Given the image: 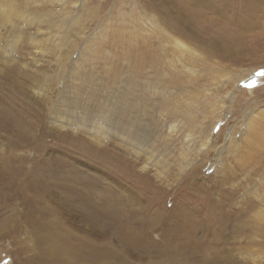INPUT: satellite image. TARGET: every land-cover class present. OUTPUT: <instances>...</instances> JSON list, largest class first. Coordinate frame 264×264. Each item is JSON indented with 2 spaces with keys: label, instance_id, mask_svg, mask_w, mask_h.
Wrapping results in <instances>:
<instances>
[{
  "label": "rangeland",
  "instance_id": "1",
  "mask_svg": "<svg viewBox=\"0 0 264 264\" xmlns=\"http://www.w3.org/2000/svg\"><path fill=\"white\" fill-rule=\"evenodd\" d=\"M6 1L0 264H264V138L224 147L264 113V0Z\"/></svg>",
  "mask_w": 264,
  "mask_h": 264
},
{
  "label": "bare ground",
  "instance_id": "2",
  "mask_svg": "<svg viewBox=\"0 0 264 264\" xmlns=\"http://www.w3.org/2000/svg\"><path fill=\"white\" fill-rule=\"evenodd\" d=\"M84 2V1H83ZM6 12L7 14L9 15L11 12H12V6H11V3L10 1H6ZM95 18V17H94ZM96 19V18H95ZM156 19V18H154ZM164 20V19H163ZM95 21V20H94ZM153 23V22H152ZM154 25V23H153ZM156 26V25H155ZM162 28V27H161ZM119 30V29H118ZM157 30V29H155ZM160 30V28H159ZM155 32V31H154ZM152 31V33H154ZM118 33V32H117ZM163 33V32H162ZM144 34V33H143ZM145 35V34H144ZM147 35V33H146ZM153 35V34H152ZM117 36V35H116ZM121 36V35H120ZM155 36V35H154ZM144 37V36H143ZM163 37V36H162ZM132 38V37H131ZM134 39V38H133ZM148 39V37H147ZM157 39V38H156ZM164 39L167 41V43H169V45H171V43L173 42V37L168 34V33H164ZM130 40V38H129ZM155 40V39H154ZM176 40V39H174ZM136 41V40H135ZM139 41V40H138ZM137 41V42H138ZM158 41V40H156ZM142 42H144L143 45H146L145 43H147L146 40L142 39ZM160 42V41H158ZM179 42L180 41H177L176 40V44H178L179 46ZM132 43V42H130ZM165 43V42H164ZM127 44V43H126ZM136 44V43H135ZM11 45V43H8V47ZM149 45V44H148ZM161 45V44H160ZM7 46V45H6ZM5 46V47H6ZM120 46V45H119ZM166 46V45H165ZM138 47V45H137ZM158 47V46H157ZM139 48V47H138ZM156 48V47H155ZM145 50V49H144ZM164 50V49H162ZM13 51V50H12ZM161 51V50H160ZM6 52V55L4 56V58L6 59L7 62H10L11 60V56H9V50H5ZM152 53V52H151ZM150 53V54H151ZM162 53V52H161ZM136 54V53H135ZM148 55V54H147ZM155 55V54H154ZM142 56H144V54H142ZM152 56V55H151ZM155 57V56H154ZM159 57V56H158ZM161 58V57H160ZM157 60V58H156ZM12 61V60H11ZM131 61V60H130ZM150 62V61H149ZM158 62V61H156ZM160 62V61H159ZM134 63V62H133ZM141 65V64H140ZM160 65V64H158ZM148 66V65H147ZM143 67V66H141ZM147 70V69H146ZM142 71V70H141ZM148 71V70H147ZM252 74V73H251ZM121 75V74H120ZM156 75V74H155ZM250 74H248L247 76H245L246 78H248ZM126 76V75H125ZM244 77V78H245ZM153 78V77H152ZM244 78L240 79L239 82L241 80H243ZM171 80V79H170ZM170 80L168 81V79H166L165 83H170ZM149 82V81H148ZM173 82V81H172ZM171 82V83H172ZM152 84H155V85H151ZM150 85L148 87L150 88H156V83L155 81H151ZM140 86V85H139ZM159 86V85H158ZM166 86V85H165ZM169 86V85H168ZM136 87V86H135ZM238 87L241 88L238 84ZM132 88V87H131ZM162 88V87H161ZM136 90V89H135ZM129 91V89L127 90ZM134 91V90H133ZM139 92V91H138ZM164 93V92H163ZM140 103V102H139ZM138 102H134V101H128L126 98H123V102H122V109L120 110L121 111V114L122 115H126L124 116L125 118L129 119V117L133 118L132 119V125H134L135 127V131L133 132V129L130 128L132 130V133H128V128L123 130L120 135H119V138L117 139L118 142H123V141H126L127 139L131 138L132 140H138V141H143L145 139H148L149 138V133L146 132L144 129H148L149 128V122L146 123L144 121L141 120L140 116L138 114L144 112L145 110L143 109L142 106H140ZM146 105V104H145ZM165 105V104H164ZM146 109V108H145ZM128 111H130L131 113H129ZM129 113V114H128ZM143 116V115H142ZM145 116V115H144ZM263 119H264V113L263 111L260 109V110H257V111H251V109H249L248 112H246L244 114V117H243V123H242V128H241V138L240 139H230L229 141H225V145L224 146L225 148H227L228 151H242V149L244 148V146H254L256 144H258L259 141L262 140V138H264L263 134H264V123H263ZM221 120V119H220ZM149 121V120H147ZM110 125H112V127H108L110 133L109 135H112L113 133H115L117 131V123L114 119L110 120ZM156 122V121H155ZM218 122V121H217ZM217 122L215 123V125L217 124ZM153 124V123H152ZM156 124V123H155ZM215 125L213 127H215ZM151 126V125H150ZM97 129H99L98 127H93L91 128V135L93 137H95L96 139L99 140V132H97ZM214 129V128H213ZM236 134V133H235ZM234 134V136H235ZM227 138V137H226ZM231 138H233L231 136ZM219 150V149H218ZM71 187L72 185L76 184V180L73 179L71 180ZM87 185V184H86ZM58 242V241H57ZM89 243V242H88ZM49 246V245H48ZM89 244H87V242H84L83 243V247H82V257L84 258V263H78V258L79 256H77V254L79 253H76V251L74 252H64V250L60 249L59 246L57 244H54L50 245L49 248H47V253L48 254H54V255H59L61 252L64 253L65 255V258L67 260L66 263L68 264H87V258L89 259ZM70 249V248H69ZM70 251V250H69ZM74 255V259H70L68 260L71 256ZM51 256V255H50Z\"/></svg>",
  "mask_w": 264,
  "mask_h": 264
}]
</instances>
